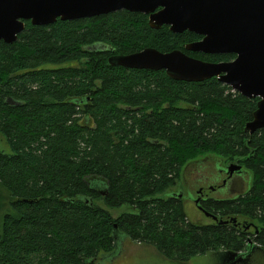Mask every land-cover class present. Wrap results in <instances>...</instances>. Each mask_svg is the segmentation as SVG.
I'll return each mask as SVG.
<instances>
[{
	"label": "trees",
	"instance_id": "1",
	"mask_svg": "<svg viewBox=\"0 0 264 264\" xmlns=\"http://www.w3.org/2000/svg\"><path fill=\"white\" fill-rule=\"evenodd\" d=\"M201 38L154 29L148 14L122 9L49 25L27 20L16 41L0 40V135L9 146L0 144V264H98L121 234L172 264L221 249L234 263L264 249V231L253 238L212 218L191 221L173 191L188 163L234 159L251 188L237 198L201 196L199 205L264 229V127L245 129L260 98L216 76L190 82L109 61L150 46L236 58L185 49ZM102 204L128 210L114 215Z\"/></svg>",
	"mask_w": 264,
	"mask_h": 264
},
{
	"label": "water",
	"instance_id": "2",
	"mask_svg": "<svg viewBox=\"0 0 264 264\" xmlns=\"http://www.w3.org/2000/svg\"><path fill=\"white\" fill-rule=\"evenodd\" d=\"M122 9L148 14L154 29L169 25L176 33L190 30L202 35L186 44L188 51L237 56L231 61L211 62L182 49L164 52L150 46L114 55L110 64L165 70L173 79L190 82L216 76L244 96L260 97L245 129L253 133L264 127V0H0V40L16 41L27 20L49 25L58 19L74 20ZM241 168L228 166L232 172Z\"/></svg>",
	"mask_w": 264,
	"mask_h": 264
},
{
	"label": "rangeland",
	"instance_id": "3",
	"mask_svg": "<svg viewBox=\"0 0 264 264\" xmlns=\"http://www.w3.org/2000/svg\"><path fill=\"white\" fill-rule=\"evenodd\" d=\"M0 144L5 151L9 150V146L2 135H0ZM215 160L217 166V163H220L221 159L209 155L201 163H196V161L188 163L184 168L182 179L178 181V184L173 189L175 193H182L181 197L184 198L186 212L189 219L193 222L209 223L212 221L198 207L195 200L199 198V192L208 189L207 185L214 184L215 180L218 179V168L215 166ZM245 175L248 176L246 173ZM236 177H238L236 181L237 188L241 190L247 179H243V182L238 180L240 179L239 176ZM218 184L220 183L216 182L215 186ZM227 189L213 190L209 194L212 197H216L220 193H224L221 197H229L230 193H225ZM231 197H233L232 194ZM102 206L108 208L114 215L128 210L125 206L119 209L111 208L105 204H102ZM120 236L118 249L112 253L104 254L100 257L101 261H98V264H172L155 246L142 245L139 241H131L126 238L125 234H121ZM254 246H259V244L255 243ZM229 261L230 255L228 250L221 249L217 251L209 250L203 255L194 256L190 258L187 264H264V249L262 247H255L243 257L235 260L234 263H230Z\"/></svg>",
	"mask_w": 264,
	"mask_h": 264
},
{
	"label": "flooded vegetation",
	"instance_id": "4",
	"mask_svg": "<svg viewBox=\"0 0 264 264\" xmlns=\"http://www.w3.org/2000/svg\"><path fill=\"white\" fill-rule=\"evenodd\" d=\"M105 47H106V45H104V44H95V45L91 46L90 48L98 50V49H103ZM208 54H211V53H208ZM213 54H215V53H213ZM226 54H228V53H226ZM233 54L236 55V53H233ZM220 159H221V161H220V163H218V165L216 167V168H218V179L215 180L214 184L211 183L209 186L207 185L208 189H206L204 191L202 190L201 192H199L198 193L199 198L201 196L202 197L205 196L208 198L212 197V195H210L209 192H212L213 190H215V191L220 190L223 188H228L225 193H230L229 197H221L222 195H224V193H220V195L216 196L215 198H219V199L237 198V197H239V194L241 192L245 193L251 188V176H250L249 170L246 167H243L242 163H238L234 159H230V160H228V162H226V159H222V158H220ZM230 164L241 165L242 168L241 169H235L232 172V171H230V169L228 170V166ZM245 173L248 174V176H246ZM236 176H239L240 179H238V180H241L243 182L245 179H247V180H245L246 182H244V184H245L243 187V189H245L244 191H242L243 190L242 188H241V190L237 188L236 181H237L238 177H236ZM216 182H218L220 184L215 186ZM231 194L233 197H231ZM220 220H221V223H224V224H232L236 227L239 226V228L242 227V229H243L242 231L248 232L249 236L253 237V238H256L257 236H259V234H261L264 231L263 226L260 223H257L256 221H252L250 223H247V222L243 223L244 220L239 221L237 217H235V219H233V218H220Z\"/></svg>",
	"mask_w": 264,
	"mask_h": 264
},
{
	"label": "bare ground",
	"instance_id": "5",
	"mask_svg": "<svg viewBox=\"0 0 264 264\" xmlns=\"http://www.w3.org/2000/svg\"><path fill=\"white\" fill-rule=\"evenodd\" d=\"M234 89V88H233ZM182 195V193L180 194V196ZM197 200H199V203H200V198H198V199H196V201ZM195 201V202H196ZM197 204V203H196ZM198 205V207L203 211V212H205V213H208V212H206V211H204L201 207H200V205L199 204H197ZM210 214V213H209ZM209 217L210 218H212V219H214V221H218V222H221V220H220V218L218 217L217 219H215L214 217H213V215L211 216V214L209 215ZM233 219H235V217L233 218ZM250 241L252 242V240L250 239Z\"/></svg>",
	"mask_w": 264,
	"mask_h": 264
}]
</instances>
